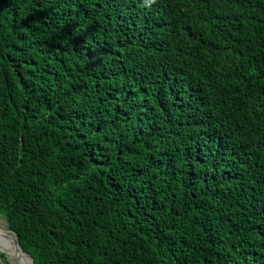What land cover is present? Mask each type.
<instances>
[{"label":"trees","instance_id":"16d2710c","mask_svg":"<svg viewBox=\"0 0 264 264\" xmlns=\"http://www.w3.org/2000/svg\"><path fill=\"white\" fill-rule=\"evenodd\" d=\"M0 217L32 264H264V0H0Z\"/></svg>","mask_w":264,"mask_h":264},{"label":"bare ground","instance_id":"6f19581e","mask_svg":"<svg viewBox=\"0 0 264 264\" xmlns=\"http://www.w3.org/2000/svg\"><path fill=\"white\" fill-rule=\"evenodd\" d=\"M0 248L6 249L7 253L14 256L18 263L29 264V260L20 251H16L12 243V236L3 228H0Z\"/></svg>","mask_w":264,"mask_h":264},{"label":"rangeland","instance_id":"374dc122","mask_svg":"<svg viewBox=\"0 0 264 264\" xmlns=\"http://www.w3.org/2000/svg\"><path fill=\"white\" fill-rule=\"evenodd\" d=\"M0 228L2 229H4L5 231H7V233L8 234H10L12 237L14 236L11 232H10V230L8 229V227L6 226V223H5V221L0 217ZM0 250L4 253V255H5V260H1L0 259V264H19L18 263V261H17V259L14 257V256H12V255H9L7 252V250L6 249H1L0 248ZM21 264V263H20Z\"/></svg>","mask_w":264,"mask_h":264},{"label":"water","instance_id":"95a60500","mask_svg":"<svg viewBox=\"0 0 264 264\" xmlns=\"http://www.w3.org/2000/svg\"><path fill=\"white\" fill-rule=\"evenodd\" d=\"M12 243H13V246L15 247L16 251H20L29 260V264H32L31 257L26 252H24V250L20 247V245H19V243H18V241H17L15 236L12 237Z\"/></svg>","mask_w":264,"mask_h":264}]
</instances>
